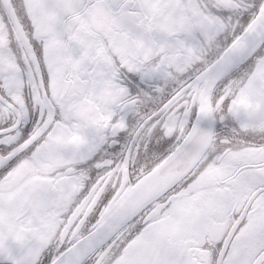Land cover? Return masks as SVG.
<instances>
[{
	"label": "snow or ice",
	"instance_id": "obj_1",
	"mask_svg": "<svg viewBox=\"0 0 264 264\" xmlns=\"http://www.w3.org/2000/svg\"><path fill=\"white\" fill-rule=\"evenodd\" d=\"M0 264H264V0H0Z\"/></svg>",
	"mask_w": 264,
	"mask_h": 264
}]
</instances>
